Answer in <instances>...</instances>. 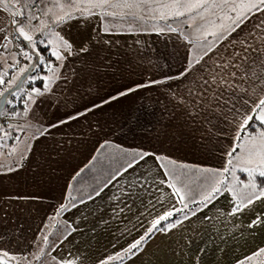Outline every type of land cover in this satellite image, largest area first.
Here are the masks:
<instances>
[{
  "label": "crops",
  "instance_id": "crops-1",
  "mask_svg": "<svg viewBox=\"0 0 264 264\" xmlns=\"http://www.w3.org/2000/svg\"><path fill=\"white\" fill-rule=\"evenodd\" d=\"M168 2L147 0L146 5L132 10L139 13L137 18L107 17L109 32H102L100 17L92 16L45 29L49 32L46 36L31 33L47 43L53 39L50 33L59 32L73 44L74 54L68 56L62 50L68 58L56 61L49 48L46 62L63 65L56 73L59 78L49 84L51 92L40 97L32 94L36 103L28 104L27 114L10 119L9 124L21 125L26 133H31L20 157L18 153L0 155V248L16 256L20 264L45 262L51 256L65 258L69 253L84 257V264H98L108 256L122 253L155 218L173 206L182 207L172 196L170 178H178V186L196 195L207 187L209 173L204 169L222 170L227 166L225 153L230 140L210 136V126L191 122L184 109L177 106L174 94L187 96L188 89L199 88L201 78H209V72H220L218 65L238 62L239 58L233 60L232 54L243 52L241 40L248 39L250 33L264 38V26L255 28L264 21V12L241 8L246 0H227V7L215 6L223 5V0H208L212 5L208 11L194 10L177 17L169 14L170 9L161 8ZM25 3L20 0L17 7ZM233 5L235 12L231 10ZM161 12L167 15L166 19L160 18ZM192 15H196L195 23ZM7 19V12L0 10V24ZM46 21L50 23V18ZM169 27L179 31H169ZM231 28L235 31L229 34ZM205 31L216 36L223 33L226 38L207 35L205 43L201 35ZM248 42L256 44L257 40ZM24 43L21 39L10 44V55L0 48V77L5 80L11 76L6 84H15L21 69H28L36 60L33 53L32 60L20 58L15 67H10L17 59L14 51ZM85 46L88 51L80 52ZM209 46L211 50L204 55ZM201 56L200 63H195ZM190 61L191 70L185 77L166 79L178 76L190 66ZM18 66V73L13 72ZM243 67L251 71L249 65ZM230 71L239 75L230 65L221 74ZM46 76L51 77V73ZM153 80L165 83L140 88L102 104L129 87ZM45 83L48 82L39 87L30 83L28 89L43 91ZM6 84H0L1 91L9 88ZM97 104L102 106L93 108ZM88 108L93 110L59 123ZM133 150L149 155L140 160ZM133 158L138 163L124 171ZM9 168L15 170L8 171ZM236 175L245 180L246 174ZM110 179L111 183L103 187ZM102 187L97 196L96 191ZM90 195L92 199L88 198ZM69 199L77 206L72 207ZM231 199L224 193L207 208L200 205L203 211L184 220L181 227L167 234L155 233L137 256L125 257L122 262L117 259L112 264H197V257L199 264H237L264 248V223L248 227L258 216L264 220V199L255 201L237 216H228ZM62 204H68V210L57 216ZM205 216L212 219L205 220ZM70 228L77 230L60 243ZM44 235L48 236L47 251L36 260L34 255L44 246ZM56 245L59 247L53 251ZM259 262L264 264V256Z\"/></svg>",
  "mask_w": 264,
  "mask_h": 264
},
{
  "label": "snow or ice",
  "instance_id": "snow-or-ice-1",
  "mask_svg": "<svg viewBox=\"0 0 264 264\" xmlns=\"http://www.w3.org/2000/svg\"><path fill=\"white\" fill-rule=\"evenodd\" d=\"M147 0H26V3L22 7H17L20 4V0H0V10L7 12L8 19L4 23L0 24V48L5 50V53L11 54L9 45L13 42H19L21 39L27 43L22 45L23 50L18 52V55L32 60L33 53L39 63L32 66L39 67L40 64H45L44 57L40 54L37 44H45L43 39H37L33 32H38L41 36L49 35L45 29L57 27L62 24H67L69 21L77 18H86L92 16L100 17V25L102 32H109L110 26L106 20L107 17L116 16H131L137 18L139 13L132 11L134 9L141 8L142 5H146ZM208 0H169L168 3L161 4V8L170 9V15L172 16H185L191 14L194 10L208 11L211 7ZM216 7H227V0H223V5H215ZM241 8H246L249 12L253 9L264 12V0H246L245 3L240 5ZM128 9V12H117L115 9ZM112 9V10H110ZM233 12L237 11L235 5H233ZM200 11L197 12V15ZM43 16L45 19H42ZM47 18H50V23L46 22ZM143 18V17H139ZM161 19H166L167 15L164 12L160 13ZM192 21L195 23L196 15L191 16ZM239 19V17H237ZM37 21L38 25H34L32 22ZM239 25L237 24V27ZM264 21L261 24L255 25V28H262ZM199 25L197 29L199 31ZM162 31V30H161ZM169 31L177 32L179 29L169 27ZM235 31V28L229 30ZM53 39H49L45 48H51L52 56L56 61L66 60L68 57L63 54V51H67L68 56L73 55V44L62 36L59 32L50 33ZM201 35L207 43V35H213L216 39H225L226 36L221 33L220 36H216L215 33L203 32ZM187 39V37H185ZM248 39L257 40L256 44H251ZM248 39L240 41L243 47V52H234L232 54L233 60L238 59V62H226L223 65H218L220 72H209V78H201L199 82V88H190L187 90V96L180 95L175 96L177 106L184 109L187 117L191 122L199 123L201 126L208 127L210 136L218 137L220 140L228 139L230 144L225 155L228 157L227 166L222 170H209L204 169V172L209 173L206 177L207 187L204 191L193 195L191 191H186L184 187L178 186V178H170L168 186L172 189V196L180 204L184 205L183 208L173 206L172 210L165 211L163 214L155 218L145 233L135 240L128 248L124 249L122 253H117L115 256H108L103 260H100L98 264H112L117 259L121 262L125 257L131 259L133 256H137L144 249V245L155 233L167 234L174 229L181 227L184 220H188L191 216H196L198 211H203V208H207L209 203L218 199L219 196L224 193L232 198L230 203L231 209L226 213L228 216H237L242 213L246 208L252 205L255 201L264 199V38H258L254 34L250 33ZM28 45L31 46V52L27 50ZM63 50V51H62ZM209 48L205 49L204 55H207ZM80 52L88 51L87 46L79 49ZM2 58V54H0ZM203 59L201 56L195 61L200 63ZM15 63H19L16 60ZM189 67L180 72L178 76L167 77V80L180 79L185 77L191 70L192 63L189 62ZM229 65L233 69L239 71H230L225 74L224 69ZM243 65H249L251 71H248ZM15 67V64L10 65ZM31 67V66H30ZM51 73V77L44 76L40 79L47 81L45 83L44 90L40 88H34L31 92L26 93L27 100H24L25 114L28 111V104H35L36 101L32 98V94L35 93L37 97L43 96L45 92H51L50 83H54L59 77L56 75L60 65H53L51 61L45 64ZM259 68V72H257ZM27 71V68H22L21 73ZM4 80L0 77V84H3ZM165 83V80H153L147 84H136L127 88L125 91L118 93L116 96L110 97L108 100H104L102 104L110 103L113 100L118 99L121 96L129 95L136 92L140 88L150 87L151 85ZM9 87H13L10 83ZM17 89L19 84L14 85ZM5 91H8L7 89ZM0 98H3V103H12L5 97V92H0ZM101 104L94 105L93 108L101 107ZM93 108L85 109L84 112H79L76 115L69 116L67 120L60 121V124L67 123L71 120H75L80 116L85 115L87 112L93 110ZM15 115L20 113L14 112ZM255 125V127H253ZM58 125H52L56 127ZM9 127H13L9 125ZM21 130L22 129H18ZM0 132L4 135L0 136V140H3L5 136H10V133L4 132L3 126L0 125ZM43 135V133H41ZM19 139V137H16ZM107 143V142H105ZM103 146V145H102ZM140 160H143L145 156L149 155L146 152H139L133 150ZM25 158V157H22ZM157 159H160L157 157ZM138 161L133 158L128 163V168H132ZM2 167V165H0ZM15 169L9 168L8 171H14ZM82 171V170H81ZM167 171V169H166ZM241 172L246 174L245 180H240L236 173ZM79 175V173H77ZM115 179V177H112ZM259 180V183L257 182ZM108 183H111V179L103 186L107 187ZM165 183V181H161ZM103 187L96 191V195H100L103 191ZM162 192V189H161ZM197 196L199 199H197ZM68 197H71V193H68ZM92 199L90 195L88 197ZM74 199V198H72ZM72 199H69V203L72 207H76L75 203H72ZM118 199V197H117ZM190 202L197 205L196 209H190L185 212L187 203ZM81 203L85 201L81 200ZM203 205V208L200 207ZM68 210V204H62L58 209L56 215ZM123 211V209H121ZM183 213V216L177 215ZM175 217V219H173ZM205 220H211V217L205 216ZM264 223V220L258 216L257 219L251 221L248 227H254ZM75 228H70L67 234L63 236L60 243L68 239V236L72 232L76 231ZM44 246H48V236H43ZM59 245H56L52 250L55 251ZM44 255V251L41 250L38 255H34V259L39 260ZM50 255V253H49ZM264 256V248H258L252 252L251 255L246 256L243 260L237 261V264H252L255 260L257 264H260L259 258ZM26 260V257H21ZM51 260L55 264H84V257L79 255L68 254V257L59 258L57 256H51ZM20 264L16 256H12L8 251L0 248V264ZM28 264H31L29 261ZM197 264H199V257H197Z\"/></svg>",
  "mask_w": 264,
  "mask_h": 264
},
{
  "label": "rangeland",
  "instance_id": "rangeland-1",
  "mask_svg": "<svg viewBox=\"0 0 264 264\" xmlns=\"http://www.w3.org/2000/svg\"><path fill=\"white\" fill-rule=\"evenodd\" d=\"M22 7V6H21ZM46 22H48V21H46ZM35 25H37V24H35ZM27 42L25 41V43L24 44H26ZM28 47H30V45H28ZM16 50V49H15ZM18 50V51H17ZM16 51H14L15 52V55H14V58H17L16 60H18V59H22V60H24V59H26L25 57H23L22 55H18V52H20V51H22L23 50V48H22V44L19 46V48L17 49ZM27 50H28V48H27ZM29 51L31 52V50L29 49ZM47 63V62H46ZM14 64H15V62H14ZM29 64V63H28ZM30 64H32V63H30ZM30 64H29V66H30ZM5 67H2V69H4ZM29 68V67H28ZM19 70V66H18V68H16V70L14 69V71L13 72H17ZM18 73V72H17ZM17 73H16V76H18L17 75ZM35 78H37V74L35 75H31L30 76V78L28 79L27 78V82L25 83V85H23L20 89H19V93L20 92H23L25 95H26V93H29V92H31V90L30 89H28V87H29V81L31 80V79H35ZM12 79H13V77H12ZM15 81V80H14ZM9 82L5 85V87H9ZM11 84L13 85L14 84V82L12 81L11 82ZM37 87H39V85H37ZM6 116V112H2V114L0 115V125H2L3 126V129L4 130H6V131H4V132H8V133H10V136H5L4 138H3V140H1L2 141V143H0V155L1 154H4V155H7V154H16V153H18V158L20 157V154H21V152L27 147V145H28V142H29V139H30V136H31V133H26L23 129H22V127H21V125H18V126H13V127H9V125H11V124H6V123H4L3 121H4V119L6 118L5 117ZM18 129H22V131L21 130H18ZM4 135V133L3 132H1L0 133V136H3ZM16 137H19V139H16ZM18 150H19V152H18ZM199 188H197L196 189V191L198 190ZM43 239V238H42ZM40 248H41V246H40ZM41 250H43L45 253H46V251H47V246H42V248H41ZM31 262V264H34V263H38V264H54V261H52L51 260V258H49L47 261H45V262H35V261H30ZM21 263V262H20ZM24 264H28V262H24Z\"/></svg>",
  "mask_w": 264,
  "mask_h": 264
},
{
  "label": "trees",
  "instance_id": "trees-1",
  "mask_svg": "<svg viewBox=\"0 0 264 264\" xmlns=\"http://www.w3.org/2000/svg\"><path fill=\"white\" fill-rule=\"evenodd\" d=\"M45 44H47V43L45 42ZM45 44H37V48L39 49L40 54L44 57V61L46 64V59H49V57H50L49 56L50 50H49V48H47V49L45 48ZM34 63L37 64V63H39V61L36 59L34 61ZM32 64H33V62H32ZM45 64H40L39 67L33 66L32 70L28 76V79L30 78L31 75H34V74L35 75L37 74V78L31 79L29 81V84L31 83L32 85H35V86L43 84L44 80L40 79V77H44L49 73V70L47 67H45ZM30 66H31V64H30ZM26 82H27V79H26L25 83ZM25 83H24V85H25ZM3 91L4 90L2 89L1 92H3ZM8 100H11L12 103H10V104L7 103L4 110H3V112H6L5 117L7 119L3 122L6 124L7 123L9 124L11 118L12 119L21 118V116L25 113V105L23 103V101L25 100V95L22 92L19 93V89L16 90L15 92H12L10 94V96L8 97ZM14 112L20 113V115H15ZM253 127H255V125ZM257 182L259 183V180ZM183 207H184V205H182V207H180V208H183ZM196 208H197V205L191 203V204L187 205V208H185L184 211L188 212L190 209H196ZM177 215L182 217L183 213H178ZM173 219H175V217H173ZM54 264H55V262H54Z\"/></svg>",
  "mask_w": 264,
  "mask_h": 264
},
{
  "label": "water",
  "instance_id": "water-1",
  "mask_svg": "<svg viewBox=\"0 0 264 264\" xmlns=\"http://www.w3.org/2000/svg\"><path fill=\"white\" fill-rule=\"evenodd\" d=\"M34 64L35 63L33 62V64H31V67L29 66V68L27 69V71L23 72V74H21V76L19 77V79L17 80V82L14 84V85H16V84H19L20 85V87L18 89H20L24 85L26 79L28 78V76H29V74H30V72H31V70L33 68L32 65H34ZM14 85L11 88L10 87L7 88L8 91H5V90L3 91V92H5V97L7 99H8V97L10 96V94L12 92H15L16 90H18L16 87H14ZM2 101H3V98H0V115L2 114L4 108H5L6 104H7V103H3Z\"/></svg>",
  "mask_w": 264,
  "mask_h": 264
},
{
  "label": "built area",
  "instance_id": "built-area-1",
  "mask_svg": "<svg viewBox=\"0 0 264 264\" xmlns=\"http://www.w3.org/2000/svg\"><path fill=\"white\" fill-rule=\"evenodd\" d=\"M42 17H43V16H41V18H42ZM33 23H34V24H38L37 21H33ZM10 78H11V76H9L8 78H6V79L4 80V84H6L7 80L10 79Z\"/></svg>",
  "mask_w": 264,
  "mask_h": 264
}]
</instances>
